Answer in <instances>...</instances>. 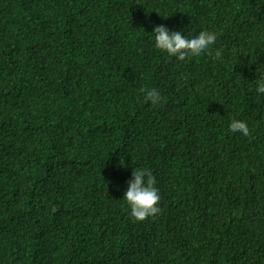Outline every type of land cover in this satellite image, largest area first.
<instances>
[{
	"label": "trees",
	"instance_id": "obj_1",
	"mask_svg": "<svg viewBox=\"0 0 264 264\" xmlns=\"http://www.w3.org/2000/svg\"><path fill=\"white\" fill-rule=\"evenodd\" d=\"M158 25L217 40L177 61ZM262 76L264 0H0V264H264Z\"/></svg>",
	"mask_w": 264,
	"mask_h": 264
},
{
	"label": "clouds",
	"instance_id": "obj_2",
	"mask_svg": "<svg viewBox=\"0 0 264 264\" xmlns=\"http://www.w3.org/2000/svg\"><path fill=\"white\" fill-rule=\"evenodd\" d=\"M150 33L155 49L166 53L169 57H175L177 61L209 52L217 40V33L205 28L185 33L183 30H170L165 25H158ZM220 56L221 51L215 50V58ZM256 92L264 94V76L257 81ZM162 99L161 92L156 87L144 92V101L153 107L159 105ZM228 129L232 133L239 132L243 136H248L250 131L246 121L236 118L230 120ZM126 183L127 187L122 199L127 204L131 218L142 221L148 217H154L161 210L159 203L161 193L156 177L150 169H134Z\"/></svg>",
	"mask_w": 264,
	"mask_h": 264
}]
</instances>
